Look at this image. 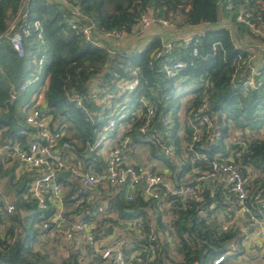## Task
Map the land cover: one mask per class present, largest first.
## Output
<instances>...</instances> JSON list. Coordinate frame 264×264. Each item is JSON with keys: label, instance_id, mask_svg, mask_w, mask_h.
<instances>
[{"label": "trees", "instance_id": "1", "mask_svg": "<svg viewBox=\"0 0 264 264\" xmlns=\"http://www.w3.org/2000/svg\"><path fill=\"white\" fill-rule=\"evenodd\" d=\"M65 1L66 4L59 0H0V128H6L3 145L26 147L31 129L20 109L28 108L43 92L50 127L67 133L72 146L68 151L84 157V163L90 162L97 170L98 164H104L99 155L101 146L96 144L116 105L101 103L104 92L118 80L136 77L138 85L129 94L131 103L144 99L155 109L156 121L150 133L160 135V143L171 146L173 155L167 156L160 144L148 140L151 137L138 135L139 124L127 128V122L118 123L109 133L111 140L117 138L119 127L125 126L118 140L129 137V147L150 145L151 158L162 159L165 170L172 171L167 178L176 183L194 166L207 169V162L213 159L233 157L243 170L252 168L260 173L252 188L264 187V139L259 136L264 129V85L244 94L240 84L247 76L246 70L239 69L240 76L231 78L238 68V58L248 59L246 49L237 46L235 38H257L247 27L237 24L235 17L245 10L255 20L264 19V0ZM72 7L96 24L97 33L115 30L130 35L139 18L149 13L173 24L182 17L183 23L175 27L196 29V33L188 45L173 41L169 50L158 37L139 51L118 49L106 41H100L99 46L76 34ZM222 19L229 27L220 26ZM14 20L15 28L9 31L8 22ZM242 27L247 29V35ZM13 33L22 37V55L12 47ZM194 49L198 51L196 56ZM177 61L185 67L175 78H167L163 64ZM176 79L197 85L184 105L175 95ZM74 96H78L81 106ZM204 102L206 108L198 112ZM204 117L211 122L209 130L200 121ZM166 121L167 129L163 126ZM192 124L208 131L204 141L194 146L206 160L194 164V152L187 149ZM231 131L239 134L230 141ZM212 134H218V139ZM156 170L157 166H152V171ZM11 171L1 173L0 168V178H8V190L15 198L14 211L0 216V225L4 226L0 264L105 263L98 258L85 261L78 250L70 249L65 255L53 245L50 250L48 235L57 231L53 220L56 205L47 198L45 207L40 208L29 196L34 172L15 179ZM99 190L100 200L89 199L90 192L82 190L76 180L62 198L64 217L80 215L85 223H95V231L102 236L104 223L116 224L108 217L111 213L117 215L118 221L140 220L139 232L132 236L136 241L134 250L139 251L144 264H214L219 257H224L220 264H249L237 262L245 251L239 231L222 232L213 215L228 211L233 200L222 182L202 183L196 198L185 203L168 194L160 200L144 201L136 196L133 202H127L123 190ZM95 212L104 220L98 223ZM151 220L156 229L149 227ZM45 223L47 229L42 228Z\"/></svg>", "mask_w": 264, "mask_h": 264}, {"label": "built area", "instance_id": "2", "mask_svg": "<svg viewBox=\"0 0 264 264\" xmlns=\"http://www.w3.org/2000/svg\"><path fill=\"white\" fill-rule=\"evenodd\" d=\"M66 4L65 0H59ZM264 7V3H263ZM231 6H228V10ZM73 19L76 22L74 28L76 34L82 36L86 41L96 43L99 46L100 41H120L128 36L122 31H107L97 33V26L78 9L72 7ZM237 24L247 27L251 34L257 38L264 39V19L259 17L255 20L252 15L241 10L235 17ZM159 24L170 28L172 23L157 17L143 15L139 18L134 29L133 35H138L146 31L151 25ZM98 36V38H96ZM100 40V41H99ZM191 39L184 41L185 45L190 43ZM13 49L22 55V37L19 33H13L10 37ZM170 44L166 48L170 49ZM198 54L197 49L193 50V55ZM249 60L238 58L237 70L231 76L236 80L240 76L239 69H249ZM185 67L181 61L163 64V71L167 78H175L180 70ZM138 85V79L118 80L113 83L111 90L105 91L101 103L109 105L115 102V108L108 116V123L103 128L100 139L96 144L101 146L102 142H109V134L117 128L118 123L127 122V128L139 124L137 134L140 136H149L155 143L160 144L167 156L173 155L171 146L162 145L160 137L151 134L153 124L155 123V109L144 99H138L132 102L129 94L132 93ZM264 85V73H257L251 69L250 73L241 82V90L244 94L256 90ZM93 97H96L94 95ZM78 106H81L78 96H74ZM206 108L204 102L198 112H203ZM205 124L207 130L212 125L207 118L200 120ZM26 124L33 134L32 139L28 141L25 148L18 145L5 147L12 159L25 165L29 170L40 172L39 175L30 184L29 196L35 200L40 208H44L46 200L49 198L53 203L59 202L62 197V188L56 179L62 172H70V176L75 178L84 190L92 192L99 188L111 187L123 190L127 202H133L136 196H140L144 201L160 200L165 194L176 197L180 202L185 203L196 198L202 183H224L227 191L233 196V200L228 211L223 213L219 220V227L222 232L238 230L241 237V247L246 252L258 253L259 264H264V187L252 188L253 175L250 168L243 170L239 162L233 157L222 159L216 158L207 162V169L194 166L191 173L184 179L176 183L163 174H156L148 168L126 162L127 151L130 138L125 137L117 144L111 146L106 154L105 167L100 172L85 171L79 167L67 166L61 158L62 152L72 148L71 143L66 139L63 131L52 129L50 127V117L47 110L43 107L42 96H38L26 111ZM169 121L163 123L167 129ZM192 133L187 145V149L194 152L191 164L196 161H204L206 158L195 152L194 146L201 144L208 131L202 130L198 125L192 124ZM165 136L168 132L165 131ZM212 138L218 139V134H212ZM144 184V185H143ZM13 205H7L0 209V212L12 213ZM59 218V216H57ZM56 217L54 218V220ZM47 224L42 228L47 229ZM86 243L88 250L94 258L101 262L111 260V264H144V260L135 255L128 259L125 253L123 242L116 241L110 245H104L103 240L92 226L84 221L72 223L64 233L66 240L74 237ZM252 238H256L258 243H253ZM224 257H219L214 264H220Z\"/></svg>", "mask_w": 264, "mask_h": 264}, {"label": "crops", "instance_id": "3", "mask_svg": "<svg viewBox=\"0 0 264 264\" xmlns=\"http://www.w3.org/2000/svg\"><path fill=\"white\" fill-rule=\"evenodd\" d=\"M148 16H156L152 13H149ZM222 18V17H221ZM171 23V22H170ZM183 23V18L182 17H178L175 19V24L172 23V26L170 28L167 27H163L159 24H153L151 25L146 31L138 34V35H133L130 34L128 36H126L124 39L120 40L118 42V45L120 46L121 49L126 50V51H139L142 50L143 48H145V46L155 37L160 38L161 43L163 46L166 47V45L171 44L173 41H185L186 39H191L194 34L196 33V29H191V28H187V27H181V28H176L175 26H179L180 24ZM220 26L222 27H229L227 22L224 21V19H222L220 21ZM96 38H98V36H96ZM261 41H263V43L256 45L254 44L253 39L250 38H245L242 39L239 36H237L235 38L236 41V45L239 47H242L244 49H246V52L248 54V62L250 64L249 69L246 70L247 75L250 73L251 69L257 73H264V39H260L257 38ZM100 41V40H99ZM38 96H42V102L44 101L43 98V92L38 93ZM36 97V98H37ZM35 98V99H36ZM34 99V100H35ZM33 100V101H34ZM21 113L26 115V111L27 108H22L20 109ZM2 115V110L0 109V116ZM125 126H121L118 129V135L117 138H113L112 140L110 139V145L107 149H102L101 148V152H99V155L103 158V165L98 164V169H95V166H93V164H91L90 162L84 163V157H79L77 156L74 152H69V151H65L62 152L61 154V158L64 161V163L67 166H74V167H79L82 170L85 171H92V172H100L104 167H105V159H106V154L107 151L109 150V148L115 144H117L118 142H120L121 140H118V137H121V135L125 132ZM6 131L5 127H1L0 128V168H1V173H5L8 170H12V174L15 177V179H19L24 173H30V172H34L35 173V177L37 175L40 174V172L38 171H32L29 170V168H27L25 165H23L22 163L18 162L15 159H12L8 152L6 151L5 146L3 145V133ZM66 137H68L67 133ZM156 136L160 137V135L155 134ZM260 138L264 139V129L261 130L260 134H259ZM33 137L32 132L30 131V133H28L27 135V143L25 146H27L29 139L31 140ZM99 141V140H98ZM16 145V144H15ZM140 146H135V147H128V151H127V156H126V162L131 163V164H137V165H141L137 162L136 159L137 158L135 155H140ZM103 166V167H102ZM146 168H148L149 170L152 171V166H156L154 164H150V165H142ZM97 167V165H96ZM166 171V170H164ZM153 172V171H152ZM163 172V170H162ZM158 173V171L156 170L154 173L156 174H163L168 175L171 174V172L166 171L167 173ZM250 172L253 175V181H252V185L256 183L257 179H258V175H260V173H258L257 171L253 170L252 168H250ZM177 175V174H176ZM185 178V177H184ZM172 180V179H170ZM57 183L61 186L62 188V197L60 199L59 202L55 203V207H56V213L54 215V218L56 217V219L54 221H56L57 223V231H51L48 235V245L47 247L51 250L52 248L51 245H53L54 247H56L57 251H59L60 254H66L70 249H72L73 251H80L82 252V256L84 257V260H91L94 258L93 254H91L88 250V247L86 246V243L83 242L82 240H79L76 236L71 239V240H66L64 238V233L65 231L70 228L72 223H75L79 220L82 221V217L80 215H76V214H70L69 218L66 219L65 216V212L66 209L63 205L62 202V198L63 195L68 192L69 186H71V184H73L74 182H76V180L69 176V177H60L56 179ZM174 181V180H172ZM80 188L82 190L83 187L81 186V184L79 183V181H77ZM175 182V181H174ZM109 187H104L101 189H107ZM86 191V190H85ZM99 189H96L92 192H90V196L89 199L95 198V199H101V192H99ZM88 192V191H87ZM14 201L15 198L13 196L12 193H10V191L8 190V178L4 177V178H0V209L4 208L7 205H13L14 206ZM101 209L104 206V203L101 201ZM73 209V207H70L69 210ZM3 212H0V216L2 215ZM224 212H215L213 213V215H215L214 217H217L218 223L220 218L222 217ZM9 214V213H8ZM97 217V222L99 223L100 221L104 220L102 214L95 212L94 214ZM57 216H59V218H57ZM109 218H111L112 221H115L116 224H111L109 222L104 223L102 225V230L104 231V236L100 235V238L103 240L104 245H110L111 243H114L116 241H121L124 244L125 247V253L128 259L133 258L135 255L140 256V253L138 250H134V244H135V239L132 235H137L138 234V226L140 223V220L135 219L132 221H118L117 215L115 213H111L108 215ZM90 226H92L94 228V230L96 229V224L95 223H90ZM149 227L152 229H156L155 223L153 220H151V222L149 223ZM108 228H112L113 232L112 234H110L109 232L105 233V229ZM0 234H4V226L0 225ZM59 235V236H56ZM60 238V239H59ZM251 241L253 243H258L256 238H252ZM231 248V246H230ZM243 250V249H242ZM141 257V256H140ZM142 258V257H141ZM242 259V260H240ZM237 262H245V263H249V264H259L260 260L258 258V253H252V252H243V256L240 258ZM104 264H111V260L106 261Z\"/></svg>", "mask_w": 264, "mask_h": 264}, {"label": "rangeland", "instance_id": "4", "mask_svg": "<svg viewBox=\"0 0 264 264\" xmlns=\"http://www.w3.org/2000/svg\"><path fill=\"white\" fill-rule=\"evenodd\" d=\"M15 22H16V20L8 22V30L9 31L14 30ZM242 30L244 31V34L247 35V29L245 27H242ZM253 41H254V44H256V45L263 43V41H261L257 38L253 39ZM118 42L119 41H110L109 44L115 48L121 49L120 46L118 45ZM263 69H264V67H263ZM175 84L177 85V87L175 89L176 90L175 95L177 98H179L180 103L184 105L190 99L191 92H193L197 88V85H195L193 83H184L182 79H176ZM108 134L109 133H107V135ZM238 134H239L238 131H231L229 134V140L230 141L233 140V136H238ZM110 142L111 141H109V142H102L101 141V148L104 150L107 149L110 145ZM140 152H141L140 155H135L137 158H139V159H136L139 164H141V165L154 164L157 166L158 173H161L162 170H163L162 173H167L166 171H164L165 165H164V161L162 159L151 158L152 149H151L150 145H141ZM171 173H172V171H171ZM165 177L167 178L168 176L165 175ZM168 219L169 218H167V220Z\"/></svg>", "mask_w": 264, "mask_h": 264}, {"label": "water", "instance_id": "5", "mask_svg": "<svg viewBox=\"0 0 264 264\" xmlns=\"http://www.w3.org/2000/svg\"><path fill=\"white\" fill-rule=\"evenodd\" d=\"M69 176H70V172H62V173H60L58 175V178H60V177H69ZM107 232H109L110 234H112L113 229L112 228L105 229V233H107ZM228 248H230V245L228 246Z\"/></svg>", "mask_w": 264, "mask_h": 264}]
</instances>
